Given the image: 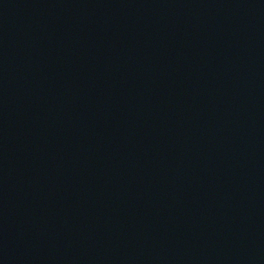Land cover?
I'll list each match as a JSON object with an SVG mask.
<instances>
[{"label": "water", "instance_id": "1", "mask_svg": "<svg viewBox=\"0 0 264 264\" xmlns=\"http://www.w3.org/2000/svg\"><path fill=\"white\" fill-rule=\"evenodd\" d=\"M0 264H264V0H0Z\"/></svg>", "mask_w": 264, "mask_h": 264}]
</instances>
